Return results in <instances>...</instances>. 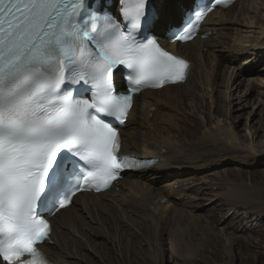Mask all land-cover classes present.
<instances>
[{
	"label": "snow or ice",
	"instance_id": "1",
	"mask_svg": "<svg viewBox=\"0 0 264 264\" xmlns=\"http://www.w3.org/2000/svg\"><path fill=\"white\" fill-rule=\"evenodd\" d=\"M146 4L123 0L122 25L89 0H0V264H49L38 244L51 227L39 209L59 211L141 166L118 155L107 118L123 123L131 93L182 81L188 67L139 38ZM119 66L130 70L128 94L114 92Z\"/></svg>",
	"mask_w": 264,
	"mask_h": 264
},
{
	"label": "bare ground",
	"instance_id": "2",
	"mask_svg": "<svg viewBox=\"0 0 264 264\" xmlns=\"http://www.w3.org/2000/svg\"><path fill=\"white\" fill-rule=\"evenodd\" d=\"M191 1L156 0L158 19L154 30L159 36L164 35L168 24L178 25L181 7L189 8ZM263 12L264 0H237L228 9H216L205 18L202 31L213 32L208 38L170 46V51L193 62L186 82L142 91L135 97L122 129L124 152L139 158L158 159V162L136 174H127L118 191L110 189L94 196L79 194L67 209L55 214L54 244L49 250L56 263L164 264L168 240L170 249L175 251L173 263L182 264L196 255L197 249L198 255L206 250L207 246L200 248L204 243L220 239L218 234V237L212 235L217 228L213 223L224 217L225 226L220 230L225 246L216 249L213 255L221 253L220 256L229 258L226 263L231 264L235 246H242L243 240V248L254 249L255 245L247 243L253 237L243 239L237 232L245 229L242 223L248 226L254 219L264 221V176L255 175L259 181L250 187L243 183L228 186L224 198L221 197L224 194H219L217 202L229 201L228 207L218 210L215 204V213L211 215L214 222L210 225L200 208L205 197H198L197 186L204 184L197 185L196 181L220 179L221 184L204 189L209 201L225 186L222 183L226 179L218 170L225 163L264 165V145L251 148L242 144L238 131L229 122L232 97L229 90L233 79L239 78L235 77L238 69L240 73L256 72L246 80L240 78L236 88L245 84L243 91L247 97L254 94L259 107L262 106L259 113L264 111V67L242 68L264 57ZM249 27L252 29L248 30ZM251 51L254 56L250 55ZM219 59L229 64L240 61V64L216 70ZM239 94L237 100H240ZM212 115L216 119L222 116V122L212 121ZM181 135L195 137L188 139ZM216 167L217 171L212 173ZM198 173L203 177L199 179ZM160 177L165 182L158 186ZM240 204L247 207L246 213L237 212ZM222 211L225 213L220 215ZM239 217H245L241 224ZM196 246L199 247L196 249ZM245 261L242 260L243 264Z\"/></svg>",
	"mask_w": 264,
	"mask_h": 264
},
{
	"label": "rangeland",
	"instance_id": "3",
	"mask_svg": "<svg viewBox=\"0 0 264 264\" xmlns=\"http://www.w3.org/2000/svg\"><path fill=\"white\" fill-rule=\"evenodd\" d=\"M258 1V0H257ZM262 4L263 2L260 1ZM260 4V5H262ZM256 11V10H255ZM264 13V12H263ZM251 15V14H250ZM254 15V14H252ZM252 29V27H249V29ZM250 32V31H249ZM248 32V33H249ZM216 53H218L216 51ZM251 53V54H250ZM249 54L254 56V53L251 51ZM247 54V56L249 55ZM249 55V56H250ZM219 61V62H218ZM217 61V66L216 70L219 67H223L225 65L227 66H231V64H240L239 62H229L223 59H219ZM262 65V66H261ZM255 67H260L263 68L264 67V57L263 59H259V61L254 65ZM244 68V67H242ZM259 69V68H257ZM264 69V68H263ZM237 75H235V77H239L237 79H233L234 82L232 83V87L229 90L230 95L232 94L230 103H231V112H230V123H232L231 126H234V130L236 129L238 131V134L240 135V138L242 139V144L247 145L248 147H261L262 145H264V137H262L264 135V126H262V124H264V111L262 113H259L260 109L262 108V106L259 107V102H257V100L254 99V94H252L251 96L247 97V94H245L244 88H245V84H243L242 86H239L238 89L236 88V85L238 84V82L240 81V78H244V80L247 79V77H249L250 75H254L256 72H250V73H246V71H244L243 73L239 72V69L237 70ZM258 76V75H257ZM251 82V81H250ZM238 92H241L240 94ZM214 94V92H213ZM237 94H239L240 100L236 99ZM247 97V100H246ZM245 105V107L243 108V106ZM212 121L217 122V120L220 122H222V116L218 117V119L214 118L213 115L211 117ZM248 120V121H247ZM129 129V127H128ZM201 127H199V131H200ZM202 130V129H201ZM256 132V133H255ZM253 134V140L251 139V136ZM258 135V137H257ZM182 138H188V139H192L195 136L192 137H186L185 135H181ZM247 138V139H246ZM257 138V141H256ZM195 140V139H194ZM197 140V139H196ZM250 145V146H249ZM259 146V147H258ZM261 150V148H260ZM247 164V163H244ZM236 165L235 163H230L227 162L225 163L223 166H221L220 168H218V170L220 171V176L224 177L225 183L223 182V186L224 188L221 190H217L215 196L208 200V195H204V193H206L204 190L205 188H209L211 187V185H214L216 183L221 184V182L219 181L220 179L218 177H216L215 179H204L203 182L201 181H196L197 185L200 184H204V185H200L197 186L198 190H200V194L198 195V197H205V199L202 201V204L200 206V208H202V213L204 216H206L207 221L209 222V225L214 222V219H211V215L212 213H215V208L216 205L218 206V210H221L224 206V208L227 209L228 207V202L227 201H220L219 203L217 202L218 200V195L219 194H224L226 193V188H229L228 186L234 185V184H238V183H243L247 186H253L255 184L258 183L259 180H255L254 176L259 174L260 176H264V165H256V164H252V165ZM216 168H214V170H211L212 173H214L213 171H217ZM224 174H222V173ZM231 172V173H230ZM233 173V174H232ZM248 174L250 176H248ZM218 175V176H219ZM198 178L200 179L202 176L201 173H198ZM160 180H158L156 182V185L160 186L162 185L165 180L162 179L161 177L158 178ZM253 182H257V183H253ZM207 183H211L209 186ZM228 183V184H226ZM259 186V185H258ZM203 195V196H202ZM264 195V193H263ZM225 194L222 195L221 197L224 198ZM207 198V199H206ZM210 198V197H209ZM252 201V200H251ZM263 201V199H262ZM264 202V201H263ZM216 204V205H215ZM240 207H238L237 212L239 211H243L244 213H246V211H244L245 209H247L246 206L242 207V204L239 205ZM210 209V210H209ZM225 209V210H226ZM188 210V207H186V212ZM208 211V212H207ZM225 213V211L220 212V215H223ZM260 213V212H258ZM219 214L217 216H220ZM186 217L183 218V221H185ZM225 219L224 218H217L215 223H213L214 227L215 225H217V228L215 229V232L212 234L214 235V237L219 236L220 239H216L215 240L212 239L211 242L208 243H204L203 245L200 246V248H203V246H207L206 250H203L202 252L199 253V255L197 254V251L199 249H197L199 246H196L195 248L197 249L196 251V255L192 256L191 258H188V260L186 261H182V264H227L226 262L229 261V258H225V256H220V255H216L214 256L213 253H216V249H222L223 246H225L223 240H222V231L220 230L221 227L225 226V222L223 221ZM238 222L241 224V220H245V217L243 219H241V217L238 218ZM258 221V222H256ZM264 221L260 222L259 220L254 219V221L249 224L248 226L246 225V223H242V225H244L245 229L244 230H240L238 231L237 235L243 239H245L247 236L253 237V241H249L247 243L251 244V246L255 245L254 249H251L250 247L248 248H244L242 247L243 244H245V241L243 240L241 242L242 246H235L234 249V253L232 258L233 261L231 262V264H243L242 260L245 261V264H247L248 262L250 264H264V230H259L260 228L264 227L263 226ZM246 227H250L249 229H247ZM229 230V229H226ZM144 235V233H143ZM167 236V234L165 235ZM217 236V237H218ZM212 246V247H210ZM182 249V248H181ZM193 249V247H192ZM215 249V250H214ZM243 252H242V251ZM175 251L173 252V250L170 249V244L169 241L166 240V245H165V251L163 253L164 257V264H174L173 263V255H174ZM109 255V254H108ZM244 256V257H243ZM187 257V256H185ZM228 259V260H227ZM141 258H138V261H140Z\"/></svg>",
	"mask_w": 264,
	"mask_h": 264
}]
</instances>
